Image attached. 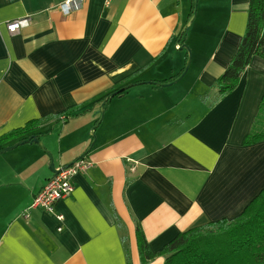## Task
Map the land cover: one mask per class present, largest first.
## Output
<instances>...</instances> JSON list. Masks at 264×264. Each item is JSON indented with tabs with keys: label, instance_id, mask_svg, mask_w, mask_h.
Wrapping results in <instances>:
<instances>
[{
	"label": "crops",
	"instance_id": "1",
	"mask_svg": "<svg viewBox=\"0 0 264 264\" xmlns=\"http://www.w3.org/2000/svg\"><path fill=\"white\" fill-rule=\"evenodd\" d=\"M63 1L0 0V135L49 116L39 126L45 147L74 145L59 167L80 158L100 121L86 155L93 164L56 203L60 221L29 207L53 175L40 145L26 143L38 146L34 158L27 151L5 160L0 264H142L138 225L157 252L200 222L240 214L264 188V140L243 143L264 94V58L254 57L238 86L211 100L245 32L249 0H203V43L187 73L160 87L145 80L169 78L184 65L176 40L194 0H84L70 14ZM24 16L31 24L10 34L4 22ZM130 83L138 84L109 98L101 120V104H84ZM61 122L62 133L47 136ZM11 166L19 182L2 176Z\"/></svg>",
	"mask_w": 264,
	"mask_h": 264
},
{
	"label": "trees",
	"instance_id": "2",
	"mask_svg": "<svg viewBox=\"0 0 264 264\" xmlns=\"http://www.w3.org/2000/svg\"><path fill=\"white\" fill-rule=\"evenodd\" d=\"M192 13L193 4L190 17ZM187 33L185 31L178 34L176 46L179 49L186 43ZM182 49L185 61L178 73L162 80H145V82L160 87L164 85L163 83L179 77L184 71L188 59L186 48ZM256 56L264 58V0H249L245 32L230 63L214 83L217 94L212 98V104L238 86L246 68ZM109 94H100L84 104L99 105ZM83 105L67 110L64 113L66 118L72 116V113ZM54 117L57 120L62 118L60 114ZM48 118L49 116L31 119L24 126L0 135V149L32 136L40 137L42 132L39 131V126ZM98 122L96 121L95 124ZM93 138L91 135L89 146ZM263 140L264 94L260 100L252 127L246 134L243 143L250 145ZM136 231L142 264H147L157 256L164 258L163 264H264V188L237 216L200 222L179 232L157 252L151 250L140 225L137 226Z\"/></svg>",
	"mask_w": 264,
	"mask_h": 264
},
{
	"label": "built area",
	"instance_id": "3",
	"mask_svg": "<svg viewBox=\"0 0 264 264\" xmlns=\"http://www.w3.org/2000/svg\"><path fill=\"white\" fill-rule=\"evenodd\" d=\"M84 0H64L60 7L64 13L70 14L82 8ZM113 0H106L109 5ZM32 22L30 16L17 17L4 22L6 30L10 34H15L21 29L29 26ZM2 23L0 22V34L2 33ZM93 162L86 156L77 158L71 165L57 167L59 171L49 177L42 188L34 195L30 208H42L43 210L55 214L63 221L64 215L56 211V203L69 196L75 185L76 175L85 172L92 166ZM61 230V227L59 228Z\"/></svg>",
	"mask_w": 264,
	"mask_h": 264
},
{
	"label": "rangeland",
	"instance_id": "4",
	"mask_svg": "<svg viewBox=\"0 0 264 264\" xmlns=\"http://www.w3.org/2000/svg\"><path fill=\"white\" fill-rule=\"evenodd\" d=\"M210 4V3H209ZM205 5V2L203 0H199V5H198V10H197V13H196V16L193 20H191V23H190V29L187 33V36H186V43L190 49H191V52H194V50H198L199 48V45H201V43H203V35L202 34H205V32H200V33H197V28L201 26V24H203V22H205V20L203 21L202 20V10H203V7ZM208 5V4H207ZM210 6V5H208ZM199 30H204V29H199ZM136 87H133L131 90L135 89ZM114 97H117L114 96ZM125 104H122V107L121 109H124ZM153 114V111L150 112V115ZM86 116H89V115H86ZM64 125H65V122H61L60 125H58L57 127V133L54 131V132H51L49 135V137H53L54 138V134H55V137L58 136L59 133H62V130L64 128ZM88 136V134H87ZM89 137V136H88ZM43 138H46V136H44ZM56 143V147L54 145V148H53V152L52 155H53V160H54V163H55V166L57 167L59 165V158L60 156L65 155L64 152L65 151H68V150H71L72 147H74V145L72 144L73 141H71L70 143H67L66 145H59L57 144V141L55 142ZM35 146H31V144H24V145H21L17 148H15L14 150H11V151H8L6 153H3L0 155V168L2 167H5L7 164L5 163V160L8 158V157H11V156H20V155H23L25 154L27 151H29L27 154L28 157H31V158H34L36 155L31 151V149L33 148H37L38 149V146H36V144H34ZM72 145V146H71ZM77 151V150H76ZM26 156V158H28ZM47 160L48 161V165L50 164V160H48V157L46 156ZM41 163L42 161L41 160H35V164L32 166L33 169H35L38 173L41 172L42 168H41ZM46 170L49 171V166H46L45 168ZM14 171H16V173L14 174ZM19 169L17 168H14L13 166H11V168H9L7 170V173L6 174H2V176L4 177H10V180L11 182H19V180H22L23 177L22 176H19ZM6 217L3 216V215H0V228H2V226L4 225V218Z\"/></svg>",
	"mask_w": 264,
	"mask_h": 264
},
{
	"label": "water",
	"instance_id": "5",
	"mask_svg": "<svg viewBox=\"0 0 264 264\" xmlns=\"http://www.w3.org/2000/svg\"><path fill=\"white\" fill-rule=\"evenodd\" d=\"M198 5H199V0H194V3H193V13H192L191 17H189V20H188L186 26L182 29V31H181L182 33L185 32V31H187V32L189 31L191 20H193L195 18V16H196V13H197V10H198ZM180 48H186V50L188 52V59H187L186 65H185V69H184V71L181 73V75L179 77H177L173 81L163 83L164 85L173 84V83L177 82L179 79H181L187 73V71H188V69H189V67L191 65L192 52H191L190 47L187 44H184ZM136 84H138V83H130L128 85H125V86L119 88L118 90L110 93L107 97H105L104 101L101 103V107H100L101 115H100V119L99 120H101L103 118V116H104L105 104H106V102H107V100L109 98L114 97L117 94H120L121 92L129 89L130 87H132V86H134ZM99 122L97 124H95L93 126L92 130L90 131V135H92L94 138L92 140L91 145L87 148V150L84 151L80 155V158L85 157L90 152V150L92 149V147H93V145H94V143L96 141V136H95V133H94V129L99 124ZM26 143H37L38 145H40V147L43 149V151L48 155V157L50 159L49 167H50L51 171L53 172V174L54 173H57L59 171V169L55 166L52 153L45 147V145L42 142L41 138L38 137V136H32V137H29L28 139L20 140V141L14 143L12 145L6 146V147L0 149V154H2L4 152H7L9 150H12V149L18 147L19 145H23V144H26ZM74 161H72L71 163L67 164L66 166L71 165Z\"/></svg>",
	"mask_w": 264,
	"mask_h": 264
}]
</instances>
